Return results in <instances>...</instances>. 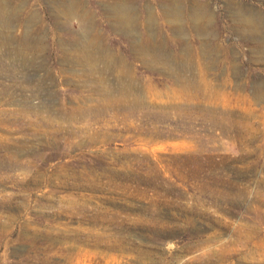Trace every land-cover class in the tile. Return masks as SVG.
<instances>
[{"label":"rangeland","instance_id":"1","mask_svg":"<svg viewBox=\"0 0 264 264\" xmlns=\"http://www.w3.org/2000/svg\"><path fill=\"white\" fill-rule=\"evenodd\" d=\"M0 264H264V0H0Z\"/></svg>","mask_w":264,"mask_h":264}]
</instances>
